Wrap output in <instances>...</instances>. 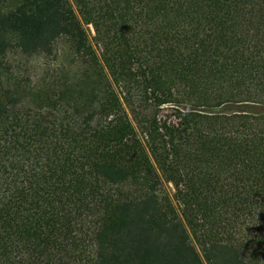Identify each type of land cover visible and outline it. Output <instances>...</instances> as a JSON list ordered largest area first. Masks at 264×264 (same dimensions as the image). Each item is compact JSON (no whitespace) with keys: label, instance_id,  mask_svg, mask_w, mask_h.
<instances>
[{"label":"trees","instance_id":"trees-1","mask_svg":"<svg viewBox=\"0 0 264 264\" xmlns=\"http://www.w3.org/2000/svg\"><path fill=\"white\" fill-rule=\"evenodd\" d=\"M0 264H264V0H0Z\"/></svg>","mask_w":264,"mask_h":264},{"label":"rangeland","instance_id":"rangeland-1","mask_svg":"<svg viewBox=\"0 0 264 264\" xmlns=\"http://www.w3.org/2000/svg\"><path fill=\"white\" fill-rule=\"evenodd\" d=\"M86 29L90 40L93 42V28L86 26ZM4 62L7 68L5 73L7 80L36 81L46 73L57 71L60 67L67 65L69 57L67 48L61 41H57L53 46L52 55L26 56L14 48L6 54ZM179 116V110L170 105H164L137 109L130 118L135 130L141 136L146 127L153 124L175 123ZM168 188L172 189V186L169 185Z\"/></svg>","mask_w":264,"mask_h":264}]
</instances>
